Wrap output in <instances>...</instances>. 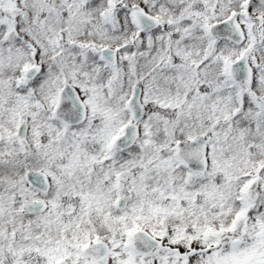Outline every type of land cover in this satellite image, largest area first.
<instances>
[{"label": "snow or ice", "instance_id": "obj_1", "mask_svg": "<svg viewBox=\"0 0 264 264\" xmlns=\"http://www.w3.org/2000/svg\"><path fill=\"white\" fill-rule=\"evenodd\" d=\"M0 264H264V0H0Z\"/></svg>", "mask_w": 264, "mask_h": 264}]
</instances>
